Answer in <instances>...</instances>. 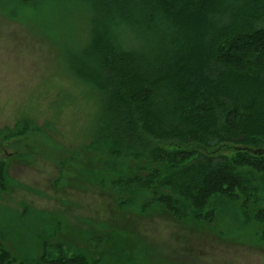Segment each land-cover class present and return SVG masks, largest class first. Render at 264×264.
Segmentation results:
<instances>
[{
	"label": "trees",
	"instance_id": "16d2710c",
	"mask_svg": "<svg viewBox=\"0 0 264 264\" xmlns=\"http://www.w3.org/2000/svg\"><path fill=\"white\" fill-rule=\"evenodd\" d=\"M15 1L43 4L39 13L53 21L88 17L86 42H75L66 62L97 106L89 148L104 152L120 205L139 193L142 214L160 207L187 226L214 224L243 200L250 218L261 189L242 169L264 181V154L246 150L264 145V0ZM16 131L18 138L34 129L22 121ZM192 145L243 148L227 157ZM7 183L0 163L1 192ZM255 219L264 220V208ZM39 243V262L40 250L29 252L35 264H94L60 242ZM20 259L0 240V264H25Z\"/></svg>",
	"mask_w": 264,
	"mask_h": 264
},
{
	"label": "rangeland",
	"instance_id": "374dc122",
	"mask_svg": "<svg viewBox=\"0 0 264 264\" xmlns=\"http://www.w3.org/2000/svg\"><path fill=\"white\" fill-rule=\"evenodd\" d=\"M38 6L0 0V163L9 177L0 191V240L7 249L35 264L29 252L39 249L40 261L44 236L94 264H264V220L255 219L264 208V181L252 169L242 172L258 181L261 201L250 218L243 200L222 209L214 224L187 226L160 207L142 214L139 193L119 204L123 194L110 186L104 152L89 148L97 106L66 62L75 42L85 44L89 19L84 13L68 24L53 21ZM22 121L34 131L16 138ZM242 148L187 147L227 157ZM252 149L264 154V145ZM123 165L134 173L133 163Z\"/></svg>",
	"mask_w": 264,
	"mask_h": 264
}]
</instances>
